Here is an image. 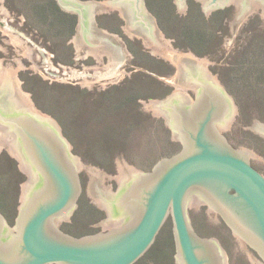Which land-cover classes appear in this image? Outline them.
<instances>
[{
  "label": "water",
  "instance_id": "obj_1",
  "mask_svg": "<svg viewBox=\"0 0 264 264\" xmlns=\"http://www.w3.org/2000/svg\"><path fill=\"white\" fill-rule=\"evenodd\" d=\"M96 1L103 4L99 13L113 10L108 9V0ZM96 1L57 0L60 6L79 15L72 36L74 54L108 58L105 65L78 70V84L89 88L106 87L117 81L123 65L131 61L117 34L87 31L85 11L90 9L92 18ZM229 1H202L204 16H208L207 9H218ZM134 2L138 6L142 0ZM233 2L230 30L235 35L263 1ZM175 4L176 13L186 10L185 3ZM114 6L121 9L118 4ZM153 18L147 20L156 28ZM125 20L120 27L129 37L140 38L146 51L176 67L174 75L162 77L174 86L165 99L138 101L143 110H152V116L164 117L171 140L180 141L182 149L160 159L148 172L117 156V175L110 176L71 154L72 146L56 121L37 110L31 94L21 90L17 71L26 69L21 62L24 56L44 79L61 81L66 74L53 66L48 44L14 20L0 0V23L25 43L20 60L0 83V150L5 148L18 161V169L27 175L26 181L19 184L15 224L9 227L0 212V264H133L153 244L169 215L173 221L176 264H223L224 253L218 241L199 236L190 224L186 207L201 204L207 205L211 220L220 214L235 239L254 247L264 261V175L248 158L264 159L245 147L233 148L220 132L230 127L237 112L231 97L207 70L210 62L173 48L169 41L174 40L164 37L158 27L142 36L131 29L134 19ZM243 128L264 138V124L257 119ZM81 170L88 177L85 200L105 211L106 218L90 224L101 226L100 231L73 236L63 232L58 224L69 222L77 206ZM247 257L253 264H262L249 251Z\"/></svg>",
  "mask_w": 264,
  "mask_h": 264
},
{
  "label": "rangeland",
  "instance_id": "obj_2",
  "mask_svg": "<svg viewBox=\"0 0 264 264\" xmlns=\"http://www.w3.org/2000/svg\"><path fill=\"white\" fill-rule=\"evenodd\" d=\"M3 4L14 20L48 44L53 66L63 69L66 76L61 81H51L38 75L31 61L26 56L21 58L25 43L1 23L0 64L12 70L21 58L26 67L17 71L21 90L31 94L37 110L56 121L62 136L72 146L71 154L78 156L83 164L115 176L114 161L121 156L130 166L148 172L160 159L182 149L180 141L171 140V130L165 125L164 117L152 116V110H143V104L138 101L165 99L174 86L162 77L174 75L176 67L146 51L140 38L129 37L120 27L125 22L116 10L100 13L96 27L117 34L131 61L123 65L122 75L113 84L89 88L78 84V70L89 65H105L108 58L74 54L72 36L77 25L76 15L61 7L60 14L55 13L54 6H59L56 0H3ZM185 4L186 10L176 13L172 0H149L148 11L164 37L174 40L169 41L173 48L189 51L210 62L207 70L237 109L230 127L220 131L227 142L235 149L245 147L264 159V138L243 128L250 126L253 118L264 124V19L258 8L255 9L233 35L230 30L233 4L213 10L207 17L199 2L186 0ZM248 160L264 175V161ZM17 165L18 161L1 148L0 212L9 227L15 224L18 214L19 184L27 179ZM78 175L81 191L77 206L69 222L58 224L63 232L73 236L100 231L101 226L90 224L106 218L105 211L85 200L86 172L81 170ZM186 211L199 236L218 241L228 264H253L247 257L248 251L264 264L248 244H240L235 239L218 213L214 221L209 218L207 205L186 207ZM172 229L169 215L153 244L133 264H176Z\"/></svg>",
  "mask_w": 264,
  "mask_h": 264
},
{
  "label": "flooded vegetation",
  "instance_id": "obj_3",
  "mask_svg": "<svg viewBox=\"0 0 264 264\" xmlns=\"http://www.w3.org/2000/svg\"><path fill=\"white\" fill-rule=\"evenodd\" d=\"M57 1V0H56ZM86 1V0H84ZM90 1V0H89ZM91 1H96V0H91ZM155 1V0H154ZM157 1H162V0H157ZM171 1V0H170ZM173 2L176 3H185L186 0H182V2H180V0H172ZM197 2H199L200 4H202V1L207 3L209 0H196ZM235 0H230L229 2H227L224 6L222 7H219V8H224L225 6H228V4H234ZM245 1V0H243ZM263 1V5H264V0H261ZM96 5L94 6L93 8V17H89V13H90V9L87 8V10L85 11V18H84V21L85 23H88L87 25L89 26V29L87 31H94V32H104V30L106 31V29H101V28H98L96 27L95 25L99 23L96 21L97 19H99V9L100 7L103 8V4H101V2L99 1H96ZM109 4L110 5H107L109 6L108 9H113V10H116V13H118V15L120 17H122V20L125 22V17L126 19H130V17L132 19L135 20L134 22V26L132 29V31H135V32H138L140 33L142 36H145V33L146 31H155L157 30V27L156 28H152L148 22V18L152 19L153 16L151 15V13L149 12L150 8L148 7L149 5V0H142V3L138 6H136L134 0H108ZM58 3V2H57ZM112 3V4H111ZM114 4H118L120 6V10L117 6H114ZM59 5V4H57ZM113 5V6H112ZM259 6L258 7V12L259 14L262 16V18L264 17V6ZM111 6V7H110ZM128 6H130L128 8ZM58 7H61L62 9H65V10H69L71 11L74 15H76L77 17V23H79V15L77 12H74L73 10H70V9H66V8H63L62 6H58ZM61 9V10H62ZM128 9H131V12L128 10ZM212 9H207V14H209L212 10ZM149 10V11H148ZM257 12V13H258ZM150 19V20H151ZM154 19V18H153ZM129 21V20H128ZM113 84V83H112ZM220 216V214H219ZM221 217V216H220ZM222 219V217H221ZM223 220V219H222ZM224 221V220H223ZM225 222V221H224ZM226 223V222H225ZM231 229V228H230ZM232 230V229H231ZM248 244V243H247ZM220 245V244H219ZM249 245V244H248ZM221 247V246H220ZM249 247L262 259V257L260 256L259 252L254 248L252 247L251 245H249ZM222 248V247H221ZM222 251L224 253V255L222 256V260H223V264H228L227 262V256H226V253L224 252L223 248H222ZM225 258V259H224ZM263 260V259H262ZM180 264V263H179Z\"/></svg>",
  "mask_w": 264,
  "mask_h": 264
},
{
  "label": "bare ground",
  "instance_id": "obj_4",
  "mask_svg": "<svg viewBox=\"0 0 264 264\" xmlns=\"http://www.w3.org/2000/svg\"><path fill=\"white\" fill-rule=\"evenodd\" d=\"M10 71H11L10 69L9 70L4 69V67L0 64V83Z\"/></svg>",
  "mask_w": 264,
  "mask_h": 264
},
{
  "label": "trees",
  "instance_id": "obj_5",
  "mask_svg": "<svg viewBox=\"0 0 264 264\" xmlns=\"http://www.w3.org/2000/svg\"><path fill=\"white\" fill-rule=\"evenodd\" d=\"M51 8H52V6H51ZM54 8H55V9H54V10H55L54 12L60 14V13H59V11H60L59 7L55 5ZM58 17H59V16H58ZM145 253H146V252H145Z\"/></svg>",
  "mask_w": 264,
  "mask_h": 264
}]
</instances>
